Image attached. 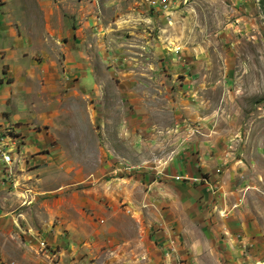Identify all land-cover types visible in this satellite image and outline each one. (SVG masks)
Returning a JSON list of instances; mask_svg holds the SVG:
<instances>
[{"label": "rangeland", "instance_id": "1", "mask_svg": "<svg viewBox=\"0 0 264 264\" xmlns=\"http://www.w3.org/2000/svg\"><path fill=\"white\" fill-rule=\"evenodd\" d=\"M159 1L0 0V264L264 261V0Z\"/></svg>", "mask_w": 264, "mask_h": 264}, {"label": "built area", "instance_id": "2", "mask_svg": "<svg viewBox=\"0 0 264 264\" xmlns=\"http://www.w3.org/2000/svg\"><path fill=\"white\" fill-rule=\"evenodd\" d=\"M152 4H157V3L153 1ZM159 6L163 8L164 10H168L166 7V0L159 1ZM11 160H13V158L10 155V152L5 149L4 143L2 142V140H0V165L3 164L5 166L2 169H6L8 166V162ZM258 264H264V261L259 262Z\"/></svg>", "mask_w": 264, "mask_h": 264}, {"label": "bare ground", "instance_id": "3", "mask_svg": "<svg viewBox=\"0 0 264 264\" xmlns=\"http://www.w3.org/2000/svg\"><path fill=\"white\" fill-rule=\"evenodd\" d=\"M13 162V160L11 161V163ZM11 163L10 164H8V167L11 165ZM12 171V170H11ZM12 173V172H11Z\"/></svg>", "mask_w": 264, "mask_h": 264}]
</instances>
